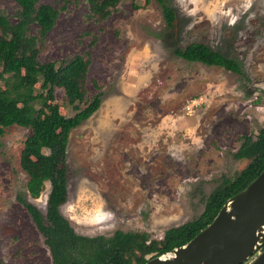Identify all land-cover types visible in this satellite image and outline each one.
<instances>
[{
    "label": "rangeland",
    "instance_id": "rangeland-1",
    "mask_svg": "<svg viewBox=\"0 0 264 264\" xmlns=\"http://www.w3.org/2000/svg\"><path fill=\"white\" fill-rule=\"evenodd\" d=\"M168 1L177 11L175 35L156 0H139L138 9L121 0L99 22L87 17L85 0H71L44 40L42 61L89 52L88 79L103 92L65 148L67 195L59 212L78 234L122 230L161 238L201 213L206 197L244 166L234 157L243 137L264 128V0ZM15 7L0 0L10 14ZM36 30L32 24L30 32ZM191 42L236 60L242 74L174 54ZM88 89L97 91L90 83ZM62 96L58 89L60 113L68 116ZM29 132L10 125L0 134V260L53 264L44 234L18 199L24 196L48 223L51 184L31 198L20 165Z\"/></svg>",
    "mask_w": 264,
    "mask_h": 264
},
{
    "label": "trees",
    "instance_id": "trees-1",
    "mask_svg": "<svg viewBox=\"0 0 264 264\" xmlns=\"http://www.w3.org/2000/svg\"><path fill=\"white\" fill-rule=\"evenodd\" d=\"M10 14L0 8V134L10 125L30 130L21 150L20 165L28 180L26 190L37 198L51 184L45 223L40 211L24 196L18 199L29 209L45 236L53 264H144L148 259L190 240L209 223L226 199L243 189L264 168V128L253 138L244 136L234 157L245 161L231 178H225L205 200L201 213L181 225L168 228L162 239H151L145 232L115 230L111 235H81L59 212L67 195L65 148L70 131L90 117L100 106L103 92L96 79H88L89 52L74 53L58 60L42 61L44 40L61 10L71 0L57 6L41 0H14ZM75 1V0H74ZM87 17L104 20L121 0H85ZM133 9L139 0H129ZM148 3L150 0H144ZM168 30L178 29L177 11L168 0H156ZM35 24L36 33L30 32ZM174 54L190 62L223 67L242 74L239 63L203 42L175 48ZM97 91L90 93L88 84ZM63 92L62 103L71 114L62 116L56 92ZM149 240V241H148ZM264 248V245L261 249ZM0 264H8L0 260Z\"/></svg>",
    "mask_w": 264,
    "mask_h": 264
},
{
    "label": "water",
    "instance_id": "water-1",
    "mask_svg": "<svg viewBox=\"0 0 264 264\" xmlns=\"http://www.w3.org/2000/svg\"><path fill=\"white\" fill-rule=\"evenodd\" d=\"M264 168L190 240L144 264H264Z\"/></svg>",
    "mask_w": 264,
    "mask_h": 264
},
{
    "label": "flooded vegetation",
    "instance_id": "flooded-vegetation-1",
    "mask_svg": "<svg viewBox=\"0 0 264 264\" xmlns=\"http://www.w3.org/2000/svg\"><path fill=\"white\" fill-rule=\"evenodd\" d=\"M162 238H163V236H162L161 238H159V239H162ZM151 239H157V238H150L149 240H151ZM149 240H148V241H149Z\"/></svg>",
    "mask_w": 264,
    "mask_h": 264
},
{
    "label": "built area",
    "instance_id": "built-area-1",
    "mask_svg": "<svg viewBox=\"0 0 264 264\" xmlns=\"http://www.w3.org/2000/svg\"><path fill=\"white\" fill-rule=\"evenodd\" d=\"M192 102L195 103L194 100H192ZM196 103H197V102H196ZM187 107H189V106H187ZM189 108H190V107H189ZM189 110H190V109H189Z\"/></svg>",
    "mask_w": 264,
    "mask_h": 264
}]
</instances>
